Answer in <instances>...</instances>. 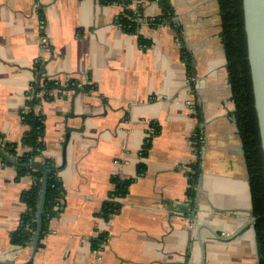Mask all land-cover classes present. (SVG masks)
Here are the masks:
<instances>
[{
  "label": "crops",
  "instance_id": "obj_1",
  "mask_svg": "<svg viewBox=\"0 0 264 264\" xmlns=\"http://www.w3.org/2000/svg\"><path fill=\"white\" fill-rule=\"evenodd\" d=\"M167 2L152 25L161 6L141 0L134 34L118 25L117 0H0L3 141L27 131L33 83L74 86L38 106L42 158L60 167L64 195L33 257L32 243L10 236L34 179L0 162V264H258L253 225L239 232L254 216L218 0ZM151 124L159 133L141 158ZM112 178L132 182L105 218ZM201 225L222 239L239 233L223 241L202 226L197 236Z\"/></svg>",
  "mask_w": 264,
  "mask_h": 264
},
{
  "label": "trees",
  "instance_id": "obj_2",
  "mask_svg": "<svg viewBox=\"0 0 264 264\" xmlns=\"http://www.w3.org/2000/svg\"><path fill=\"white\" fill-rule=\"evenodd\" d=\"M112 1V0H110ZM133 1L117 0L123 7L122 13L117 18V23L124 32L137 34L139 19L142 17V3L132 7ZM162 9L161 18L158 17L148 23L155 25L167 17L169 5L167 0H156ZM221 16V41L226 57V70L230 86L232 101L234 102V119L244 151L249 185L252 199V213L258 219L253 224L255 242L257 247L258 264H264V160L260 148V139L257 119L253 107V96L250 80V71L247 62L246 38L244 33L242 0H218ZM147 44L140 38V45ZM40 87L33 83L28 93L26 110L21 112L22 122L27 125V131L18 143L4 142L0 135V162L11 166L16 171V180L30 175L34 179L32 187L22 193V201L26 211L20 217L18 229L10 236V243L17 247H24L32 243L37 229V210L42 190V180L45 176L46 190L41 222L39 229L40 241L48 232V223L53 218L52 212L62 207L64 190L59 178L60 167L53 161L42 158L45 148L44 116L38 106L41 99L51 100L55 95L62 94L65 90L72 89L73 84L61 86L52 81H46ZM88 88H85L87 90ZM73 90H76L75 88ZM43 91L42 96H38ZM77 91V90H76ZM154 135L146 140L140 151V157L145 158L151 146L152 139L159 133V128L153 124ZM143 165H138L143 171ZM198 171L190 174L188 196H194V186ZM131 180L112 178V190L104 202L101 216L107 218L119 209V199L124 198ZM103 239L94 240L92 246L99 249ZM31 264V263H28Z\"/></svg>",
  "mask_w": 264,
  "mask_h": 264
},
{
  "label": "water",
  "instance_id": "obj_3",
  "mask_svg": "<svg viewBox=\"0 0 264 264\" xmlns=\"http://www.w3.org/2000/svg\"><path fill=\"white\" fill-rule=\"evenodd\" d=\"M242 10H243V23H244V33L246 38V48H247V62L250 71V80L253 96V107L256 114L257 126L260 139V148L264 160V0H242ZM46 190V179L45 176L42 180V190L39 198L38 210H37V229L34 233V238L32 241V257L37 250V243L39 239V229L41 222V213L43 210V204L45 199ZM53 215H57L58 211L52 212ZM257 217H253L251 221L244 226L243 229L253 225L257 220ZM201 225L197 228L198 230ZM210 230L218 239L223 241H228L233 238L239 232H237L233 237L228 239L219 238L210 228L204 226ZM199 240V238H198ZM200 243V242H199ZM202 256H203V250ZM202 260V257H201ZM201 264V262H200Z\"/></svg>",
  "mask_w": 264,
  "mask_h": 264
},
{
  "label": "built area",
  "instance_id": "obj_4",
  "mask_svg": "<svg viewBox=\"0 0 264 264\" xmlns=\"http://www.w3.org/2000/svg\"><path fill=\"white\" fill-rule=\"evenodd\" d=\"M141 3V0H138V1H133V3H132V7H136L138 4H140ZM152 21V20H151ZM143 47H145V46H143ZM38 109H39V107H38ZM154 135V130H153V128L152 127H150L149 128V130H148V133H147V135H146V140H148L151 136H153Z\"/></svg>",
  "mask_w": 264,
  "mask_h": 264
}]
</instances>
